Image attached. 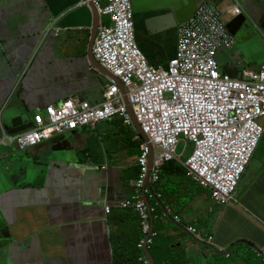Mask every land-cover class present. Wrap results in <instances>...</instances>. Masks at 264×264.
<instances>
[{
    "label": "crops",
    "instance_id": "0c3cea01",
    "mask_svg": "<svg viewBox=\"0 0 264 264\" xmlns=\"http://www.w3.org/2000/svg\"><path fill=\"white\" fill-rule=\"evenodd\" d=\"M86 1L0 0V130L21 129L35 113L66 98L100 103L110 76L92 48L106 19ZM204 1L219 8L234 41L232 50L216 53L218 72L239 79L241 68H264V4L237 1L255 33L244 28V16L230 14L235 1ZM199 5L200 0H133L134 37L150 64L166 65L175 52L174 19ZM260 149L226 206L164 172L153 188L161 208L154 216L150 261L134 246L137 214L117 206L133 193L138 151L132 129L118 118L23 150L0 146V264H141L139 252L150 264H262L264 144ZM189 226L203 242L187 232Z\"/></svg>",
    "mask_w": 264,
    "mask_h": 264
},
{
    "label": "built area",
    "instance_id": "2783aa9c",
    "mask_svg": "<svg viewBox=\"0 0 264 264\" xmlns=\"http://www.w3.org/2000/svg\"><path fill=\"white\" fill-rule=\"evenodd\" d=\"M85 3L106 19L97 29L92 48L95 60L110 76L100 103L66 98L45 108L43 114L35 113L30 129L16 134L1 129L0 146L23 150L118 118L132 129L138 151L133 193L117 206L137 214L141 238L136 248L145 252L157 238L152 226L161 195L153 188L167 163L178 162L192 182L209 191L216 206L233 201L264 130V68H241L239 79L218 72L216 53L232 49L234 41L219 8L210 3L201 4L177 25L175 52L165 66L150 64L139 49L131 0ZM235 4L230 8L232 16L241 14ZM180 143L190 148L184 160L176 155ZM103 209L109 213L108 205ZM164 212L169 214V209ZM174 220L179 223L178 218ZM186 230L204 241L195 228ZM138 261L150 264L143 255Z\"/></svg>",
    "mask_w": 264,
    "mask_h": 264
},
{
    "label": "water",
    "instance_id": "95a60500",
    "mask_svg": "<svg viewBox=\"0 0 264 264\" xmlns=\"http://www.w3.org/2000/svg\"><path fill=\"white\" fill-rule=\"evenodd\" d=\"M230 1V3H232V2H236L237 4H238V0H229ZM238 1V2H237ZM260 2H262L263 4H264V0H260ZM203 3H209V2H207V1H204V0H200V5L201 4H203ZM199 5V6H200ZM198 6V7H199ZM197 7V8H198ZM196 8V9H197ZM196 9H193L192 11H190V10H186V13L184 14V15H182L181 17H177L176 19H174V22L176 23V26L178 25V24H180V23H182V22H184V21H186L191 15H192V13L194 12V11H196ZM241 15H242V17H243V26H244V28L246 29V30H253L255 33H256V29H254V27H255V24L252 22V20L250 19V18H248L247 17V15H246V13H245V11H244V8H243V6H241ZM261 37V36H260ZM235 47H236V45H235ZM232 48H234V46L232 47ZM230 50H232V49H230ZM230 50H224V49H220L219 51H225V52H228V51H230ZM230 77V76H229ZM232 78V77H231ZM232 79H234V78H232ZM13 96V95H12ZM133 124H134V126L136 127V129L138 130V126H137V124L133 121ZM33 126V123H29L28 125H26V126H24L23 128H21V129H12V128H10L9 126H5L4 125V131L7 133V134H16V133H19V132H21V131H24V130H27V129H30L31 127ZM139 131V130H138ZM146 256L149 258V260H150V257H149V255H148V253L146 252ZM151 261V260H150Z\"/></svg>",
    "mask_w": 264,
    "mask_h": 264
},
{
    "label": "trees",
    "instance_id": "16d2710c",
    "mask_svg": "<svg viewBox=\"0 0 264 264\" xmlns=\"http://www.w3.org/2000/svg\"><path fill=\"white\" fill-rule=\"evenodd\" d=\"M136 143H137V142H136ZM132 169H133V171H134V175H133V177H135V176H136V169H135V168H132ZM164 172H165V175H166V176H167V175H173V176H175V177H178L177 179L179 180V184H184L185 181H188V182L191 183L192 186L195 185V184L192 183L190 180H188V179L185 178V176H186V172H185V170H184V169H183V168H182L177 162H175V161H171V162L167 163V164L162 168L161 173L159 174V183H160L161 180H164V179H165V177L163 176ZM181 174H182V176H181ZM181 177H182V178H181ZM181 179H183V180H181ZM208 197H209V194H208ZM160 203H161V202H160ZM160 203H159V202L157 203L156 212H157V210H160V208H161ZM138 232L140 233L139 227H138ZM140 238H141V237H140V234H139V236L137 237V240H136V242H135V244H134L135 247H136L138 241L140 240ZM136 250H138V249L136 248ZM138 251H139V250H138ZM139 255H140V252H139ZM139 255H138V257H137V260H138V258H139ZM141 264H142V263H141Z\"/></svg>",
    "mask_w": 264,
    "mask_h": 264
},
{
    "label": "rangeland",
    "instance_id": "374dc122",
    "mask_svg": "<svg viewBox=\"0 0 264 264\" xmlns=\"http://www.w3.org/2000/svg\"><path fill=\"white\" fill-rule=\"evenodd\" d=\"M131 2H132V6H133V0H131ZM259 144V143H258ZM264 144V135H263V137H262V139H261V141H260V144H259V146L257 145V150H256V152L257 153H259L260 151H261V147H262V145ZM261 145V146H260ZM182 151H183V155L181 156V154H182ZM176 155L178 156V157H181V159L182 160H184L185 158H187V156L189 155V153H190V148L189 147H186L183 143H180L179 145H178V147H177V150H176ZM254 155V154H253ZM255 159V155L254 156H252L251 157V159H250V161H249V164H248V167H246V170L245 171H247L248 170V168L251 166V164L253 163V160ZM243 176H244V173H243ZM242 176V177H243ZM241 177V178H242ZM156 215V214H155Z\"/></svg>",
    "mask_w": 264,
    "mask_h": 264
},
{
    "label": "clouds",
    "instance_id": "9594fccd",
    "mask_svg": "<svg viewBox=\"0 0 264 264\" xmlns=\"http://www.w3.org/2000/svg\"><path fill=\"white\" fill-rule=\"evenodd\" d=\"M243 175V174H242ZM187 177V176H186ZM242 177V176H241ZM188 178V177H187ZM189 179V178H188ZM190 180V179H189ZM191 181V180H190ZM192 182V181H191ZM192 183H194V182H192ZM195 184V183H194ZM197 187H199L197 184H195ZM200 189H203V190H207V189H204V188H201V187H199ZM208 191V190H207ZM208 193H209V191H208ZM210 199V198H209ZM161 201V200H160ZM159 201V202H160ZM193 237V236H192ZM194 238V237H193ZM195 239V238H194ZM196 240V239H195ZM197 241V240H196ZM199 242H203V241H199ZM151 249V248H150ZM149 249V250H150ZM147 251H145V253H146ZM141 263V262H140Z\"/></svg>",
    "mask_w": 264,
    "mask_h": 264
}]
</instances>
